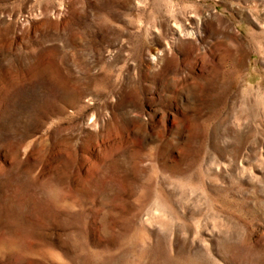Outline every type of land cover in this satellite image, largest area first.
<instances>
[{
  "label": "rangeland",
  "instance_id": "rangeland-1",
  "mask_svg": "<svg viewBox=\"0 0 264 264\" xmlns=\"http://www.w3.org/2000/svg\"><path fill=\"white\" fill-rule=\"evenodd\" d=\"M0 264H264V0H0Z\"/></svg>",
  "mask_w": 264,
  "mask_h": 264
}]
</instances>
